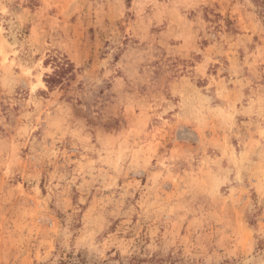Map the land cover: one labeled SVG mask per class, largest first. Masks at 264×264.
I'll return each instance as SVG.
<instances>
[{
	"label": "rangeland",
	"instance_id": "obj_1",
	"mask_svg": "<svg viewBox=\"0 0 264 264\" xmlns=\"http://www.w3.org/2000/svg\"><path fill=\"white\" fill-rule=\"evenodd\" d=\"M0 264H264V0H0Z\"/></svg>",
	"mask_w": 264,
	"mask_h": 264
},
{
	"label": "trees",
	"instance_id": "obj_2",
	"mask_svg": "<svg viewBox=\"0 0 264 264\" xmlns=\"http://www.w3.org/2000/svg\"><path fill=\"white\" fill-rule=\"evenodd\" d=\"M45 65L51 64L53 71L51 74H45L44 81L49 89L63 83L68 73L73 70L72 63L66 59L58 57L57 55H50L45 61Z\"/></svg>",
	"mask_w": 264,
	"mask_h": 264
}]
</instances>
